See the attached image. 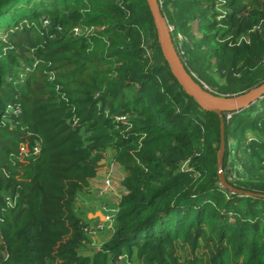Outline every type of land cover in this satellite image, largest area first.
<instances>
[{
    "label": "trees",
    "instance_id": "16d2710c",
    "mask_svg": "<svg viewBox=\"0 0 264 264\" xmlns=\"http://www.w3.org/2000/svg\"><path fill=\"white\" fill-rule=\"evenodd\" d=\"M157 2L208 93L264 84V0ZM221 114L220 156L146 0H0V264H264V94ZM107 155L127 194L96 246L77 201Z\"/></svg>",
    "mask_w": 264,
    "mask_h": 264
},
{
    "label": "water",
    "instance_id": "95a60500",
    "mask_svg": "<svg viewBox=\"0 0 264 264\" xmlns=\"http://www.w3.org/2000/svg\"><path fill=\"white\" fill-rule=\"evenodd\" d=\"M147 6L151 13L153 23L157 30L158 36L161 41V47L164 54L165 59L169 62L172 74L178 79L180 85L184 88L185 92L193 97L199 104V106L206 111L216 113L220 120V136H221V144L219 155L221 156L224 142H223V122H222V109H237L240 107H246L255 102L256 99L260 98L264 94V84L260 87L249 91L243 96L236 98H221L216 97L208 93L204 87H201L197 83L193 81L191 76L187 73V71L182 66L179 61L177 54L169 40L168 33L165 28V24L163 18L160 14L159 5L157 0H146ZM103 161L99 162L102 164ZM219 179L221 184L227 188L231 192H240L233 189L229 186L224 180L223 174L219 171ZM100 222H104V216L102 214H98Z\"/></svg>",
    "mask_w": 264,
    "mask_h": 264
},
{
    "label": "crops",
    "instance_id": "0c3cea01",
    "mask_svg": "<svg viewBox=\"0 0 264 264\" xmlns=\"http://www.w3.org/2000/svg\"><path fill=\"white\" fill-rule=\"evenodd\" d=\"M106 158L107 159L103 161L100 168L98 169L96 177L90 182L89 190L81 193L77 201V205L80 212L82 213L83 217H85L87 223L91 227H95L97 223H101L98 214H102V215L104 214L102 206H105V203L106 205L108 204L107 202L111 204L112 202L115 204L117 203V201L114 198V192H109L107 190L105 196L96 195V190L98 192V189L101 188V182L99 181H101L102 178L105 177L106 175L105 174L106 172L103 173L104 168L107 170L109 169V167L112 168V171H115L119 174L121 173L123 178V173L120 169V166L118 164L111 163L108 155L106 156ZM112 190L123 193L124 195L127 194V191L122 186V182H120V186L113 184ZM99 204L100 205L102 204L100 208H99ZM109 228L110 226H105L104 230L98 233L99 238L101 240L102 239L104 240V241L102 240V242L107 241L111 237V233H110L111 231ZM106 233H107V237H106Z\"/></svg>",
    "mask_w": 264,
    "mask_h": 264
},
{
    "label": "rangeland",
    "instance_id": "374dc122",
    "mask_svg": "<svg viewBox=\"0 0 264 264\" xmlns=\"http://www.w3.org/2000/svg\"><path fill=\"white\" fill-rule=\"evenodd\" d=\"M196 26V25H195ZM186 166H184L183 168H185ZM104 172H106L105 174V177H103L102 178V180L101 181H99V182H101V187L102 188H100V189H98V192H97V190H96V195L98 196H101V195H104L105 196V194H106V192H107V190L109 191V192H114V198H115V200L117 201V203L115 204V203H113L112 202V204L111 203H109V202H107L108 204L106 205V203H105V206H102L103 207V212H104V214H103V216L105 217L106 215H108V210L111 208V207H113V206H116V205H118V202H119V200H120V197L122 196V195H124L123 193H120V192H116V191H113L112 190V186H113V184H116V185H118V186H120V182H122L123 181V178H122V174L120 173H117V172H115V171H112V168H110L109 167V169L107 170V169H105L104 168V170H103V173ZM116 196H117V198H116ZM102 205V204H101ZM101 205L99 204V208L101 207ZM104 230V229H103ZM111 234H112V232H110ZM109 235V234H108ZM106 237H107V233H106ZM90 238V237H89ZM90 239H92V240H95L94 241V245H98L99 243H101L102 242V240L99 238V235H98V233L97 234H95V235H93ZM101 240V241H100ZM104 241V240H103ZM122 261L123 262H125L124 261V258L122 259ZM129 264H132V263H129ZM133 264H136V263H133Z\"/></svg>",
    "mask_w": 264,
    "mask_h": 264
},
{
    "label": "built area",
    "instance_id": "2783aa9c",
    "mask_svg": "<svg viewBox=\"0 0 264 264\" xmlns=\"http://www.w3.org/2000/svg\"><path fill=\"white\" fill-rule=\"evenodd\" d=\"M102 188V187H101ZM117 213V205L111 207L108 210V215H106L104 217V222L102 223H97L95 227H91L89 226L88 228H86V232L87 235L92 237L93 235H95L98 231L103 230L105 228V226H112L113 223V218Z\"/></svg>",
    "mask_w": 264,
    "mask_h": 264
}]
</instances>
